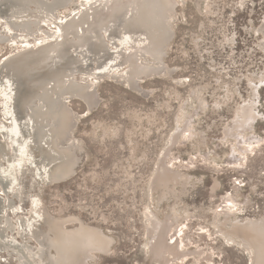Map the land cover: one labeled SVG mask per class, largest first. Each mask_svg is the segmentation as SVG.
<instances>
[{
  "label": "bare ground",
  "instance_id": "6f19581e",
  "mask_svg": "<svg viewBox=\"0 0 264 264\" xmlns=\"http://www.w3.org/2000/svg\"><path fill=\"white\" fill-rule=\"evenodd\" d=\"M176 4L177 0H0V46L8 48L0 52V250L14 254L20 264H89L96 252L111 250L115 238L101 224L76 213L53 212L39 193L30 194L24 208L20 178L28 172L35 184L72 179L81 156L74 135L78 113L71 101L82 100L86 110H94L101 101L98 84L106 75L128 80L132 88L149 95L141 79L176 70L164 59L175 34ZM256 31L264 34V20ZM260 41L264 49V37ZM256 75L257 81L249 78L250 96L236 105L232 119L222 117L227 120L222 139L235 140L228 155L234 167L263 143L255 127L263 117L258 96L264 65ZM189 96L187 102L196 101V109L177 122L149 184L158 202L173 199V214L161 218L154 208L146 215L147 249L154 264L185 263L192 253L202 252L200 246L193 249L184 242L190 216L177 211L190 192L192 176L174 165L183 161L181 155L169 156L179 139L184 144L194 140L197 118L211 108L202 91ZM220 105L217 102L215 108ZM195 158L193 154L183 162L191 165ZM217 185L215 181L213 193ZM242 185L236 178L233 190ZM233 203L231 194L224 195L213 214H224L220 232L243 241L251 250L250 264H264V217L240 218L239 208H228ZM202 255L204 262L212 260L210 253Z\"/></svg>",
  "mask_w": 264,
  "mask_h": 264
},
{
  "label": "rangeland",
  "instance_id": "374dc122",
  "mask_svg": "<svg viewBox=\"0 0 264 264\" xmlns=\"http://www.w3.org/2000/svg\"><path fill=\"white\" fill-rule=\"evenodd\" d=\"M175 8V34L164 59L176 72L141 79L149 95L132 88L128 80L106 75L98 84L101 101L94 110H86L82 100L71 101L79 120L74 129L80 144L78 173L63 183L35 184L28 172L20 178L24 208L30 194L39 193L53 212L79 214L114 236L109 253L96 252L89 264H154L147 249L146 215L154 208L161 218L173 214V199L158 202L149 184L177 122L196 109V101L187 102L195 90L202 91L211 108L197 118L194 140L184 144L179 139L169 156L181 155L183 161L197 157L191 165H174L192 176L190 192L177 210L190 216L184 242L193 249L200 246L202 252L178 264L251 263V250L236 235L220 232L224 214L214 213L229 193L234 203L228 208H239L240 218L264 217V83L258 96L263 117L255 127L263 143L234 167L228 158L235 140L222 139L227 121L222 117L232 119L236 107L250 96L249 78L257 81L264 65V34L256 31L264 20V0H177ZM7 51L0 46L1 53ZM217 102L220 108H215ZM236 178L243 187L233 190ZM209 253L212 260L204 262L202 254ZM0 264L20 263L14 254L0 250Z\"/></svg>",
  "mask_w": 264,
  "mask_h": 264
}]
</instances>
